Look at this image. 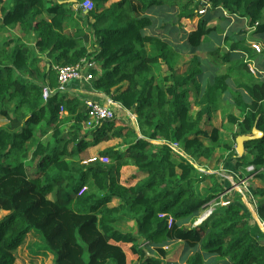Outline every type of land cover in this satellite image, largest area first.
Segmentation results:
<instances>
[{
    "label": "trees",
    "instance_id": "16d2710c",
    "mask_svg": "<svg viewBox=\"0 0 264 264\" xmlns=\"http://www.w3.org/2000/svg\"><path fill=\"white\" fill-rule=\"evenodd\" d=\"M0 1L9 2L8 8H1L0 29L19 27L22 38L34 41H0V210L8 212L0 218V264H13L15 252L32 232L54 254V264H131L133 260L161 264L158 257L148 255V247L164 255L159 245L170 241L183 242L187 264H264V232L258 224L264 222V187L253 190L257 219L232 192L230 204L218 206L196 227L193 222L204 205L225 187L215 175L208 177L210 187H203L207 175L192 164L210 160L221 148L218 163L234 159L236 167L252 164L255 178L264 183V77L246 62L254 50L232 38L235 23L244 18L254 33L264 37V0H90L94 4L90 11L74 8L84 0ZM108 1L112 4L98 12ZM205 4L228 14L208 25L199 13ZM165 7L172 11L171 23H165L170 18ZM179 24L189 33L183 47L177 45L181 54L170 55L165 36ZM150 27L156 29L146 33ZM221 34L228 50L207 49ZM186 52L192 54L187 70L175 73ZM45 55L57 65L95 63L91 85L136 115L142 137L131 127L123 134L116 119L102 121L81 135L86 111L77 99L59 98L53 67H38ZM199 56L206 57V65L216 71L204 86L196 77L201 73ZM155 64L171 75L157 79ZM230 80L242 91L234 98L240 116H227L231 140L224 141L220 128L209 122L214 113L224 114L221 96ZM44 88L54 89L46 99ZM193 91L199 107L194 115L189 111ZM67 124L69 136L64 139L62 126ZM253 127L263 136L245 142V151L238 156L236 137L250 134ZM88 135L94 143L123 138L127 147L124 151L107 147L100 151L107 161L96 158L84 163L81 160L89 157L83 151ZM151 140L175 142L188 158ZM78 154L80 160L67 161ZM123 167H133L145 177L133 173L123 181ZM113 198L119 204L108 207ZM124 217L134 222L136 236L114 227ZM137 241L147 242V247Z\"/></svg>",
    "mask_w": 264,
    "mask_h": 264
},
{
    "label": "rangeland",
    "instance_id": "374dc122",
    "mask_svg": "<svg viewBox=\"0 0 264 264\" xmlns=\"http://www.w3.org/2000/svg\"><path fill=\"white\" fill-rule=\"evenodd\" d=\"M79 16V15H78ZM72 20L77 22L73 16H72ZM82 23V22H81ZM191 23H193L191 21ZM210 23V22H209ZM243 30L241 32L243 33H239L238 30L239 28L235 29L234 32V36L232 38H234V42L240 44L243 41V37H247V39L249 40L248 44H250L252 47L251 49H254V54L256 53H262V51L264 50V46H262V42H260L261 46L257 43L258 41H260V39L257 38L256 34L252 33L253 31L250 32V30L248 28H242ZM251 29V28H250ZM253 29V28H252ZM71 31H74L73 29H71ZM189 30H186L185 28H183L182 25H178V26H173L171 28H169V32L172 34H168L165 36V38L168 40V43L170 44L169 47L166 49V51L172 55L173 53L177 54L181 51V49H179L177 45H181L182 42L185 40V35H187L189 32ZM6 39H11V37H7ZM5 39V40H6ZM15 39V38H13ZM23 41L32 44L33 43V39H27V38H21ZM258 44L259 45V49H256L254 46ZM220 47V49L227 51L228 47H227V43L226 40L222 41V40H215L212 39L209 44L207 45V49L210 47V49H213L214 47ZM88 50H92L93 48L91 46L88 47ZM192 58V54L184 57H181L180 60L178 61L176 67H175V73H184L187 70L188 65L190 64V60ZM246 58V62L252 64L250 67L252 72H256L257 69V64H260L259 62H255V58L253 56L250 57H245ZM199 61H201V65H199V68H201V73L199 75H197V82L201 85H204L206 82H208L210 80V78H212L216 71H214L212 69V67H208L207 64V58L206 57H201L199 56ZM249 64V65H250ZM154 70V76L157 77V79L162 78L164 75H171V73H162L161 72V67L159 65H154V67H152ZM221 72V71H220ZM228 90L223 93V95L221 96V109L224 112V114L220 117H217L220 129L222 130L221 134H222V140H231V133H230V128L231 125H229L228 121V115L230 113H232L235 116H240L239 113V108L237 107L238 105L234 102V98L237 97L238 93L241 94L242 91L241 89L237 88L236 85L234 84V82L232 80L228 81ZM189 102L191 105V109L190 114L194 115L195 113H197V111L199 110V107L196 103L195 100H197V96L195 95V91L191 92L189 94ZM241 109V106H239ZM242 112V109H241ZM219 119H221V121H219ZM63 132L65 129L68 130L67 125L62 126ZM229 134V135H228ZM162 144H175L173 142H165V141H161ZM178 146V145H177ZM219 150L221 151V148L215 149L214 152V157L213 159L210 161H204L203 164L210 166L211 168H214L216 166V164L219 161V154L217 156V153L219 152ZM235 151H236V142H235ZM176 154L181 158H188V156L186 155V153L181 149V147H177V151H175ZM220 153V152H219ZM238 155V154H237ZM71 161L73 160H79L76 156L72 157V159H70ZM103 161V159H101ZM82 161V160H81ZM85 163V162H84ZM213 163V165H212ZM192 164L197 168L198 166H200L201 164H199L198 162H192ZM224 162H222L221 166L219 168H217L216 170L213 169V171H215V176L219 179H221L223 181L222 185L223 187L226 185L227 187L225 188L224 191L226 190H231L233 189V193H236L237 195H239V202L243 204V206H245V208L248 210V203L249 201L254 202L253 204H256V202L258 201V199L254 198L253 195V190L254 188L257 186L255 184V180H257L252 172V167L254 168V166L252 164H246L243 166H239L236 167L235 161L233 160V167L231 169H228L227 167H223ZM205 173L207 172L204 171ZM206 180V179H205ZM210 183V182H209ZM204 183L202 182V186ZM225 184V185H224ZM211 185V184H210ZM208 189V188H207ZM224 193H222L221 195H223ZM220 195V196H221ZM218 197V196H216ZM230 197V196H229ZM232 197V196H231ZM230 197V198H231ZM49 198L53 199V195H49ZM224 198H227V196ZM229 198V204L232 202V200ZM214 199V198H213ZM212 199V200H213ZM228 205V204H226ZM221 206V205H218ZM218 206L215 208V210L218 208ZM214 210V211H215ZM250 211V210H248ZM8 212L0 210V218L3 217L5 214H7ZM101 215V211L98 212V216L100 217ZM169 222V221H168ZM115 228L117 230H119L120 232L123 233H132L136 236L135 234V228H134V222L130 219H127L126 217L121 218L119 221H117L114 224ZM194 226H199V225H194ZM143 241H137L136 243H138L139 245H145L142 244ZM167 243V242H166ZM163 243L162 245H159V247L161 249H163L165 251L164 255H162L160 252H158V250H154L155 254H157V257L159 260H162L161 264H183L184 262H180L179 258H177L176 260H172V261H168L167 260V251L164 249L165 244ZM178 244H175L174 247H177ZM16 253V261L13 264H54L55 261V256L54 254L49 251L46 246L44 245V243L41 241L40 236L36 233H33L27 236L26 242L17 249ZM170 257L172 258H176L177 255H173V252H171ZM188 258V257H187ZM186 261V260H185ZM134 260L131 261V264H133ZM187 264V263H184Z\"/></svg>",
    "mask_w": 264,
    "mask_h": 264
},
{
    "label": "crops",
    "instance_id": "0c3cea01",
    "mask_svg": "<svg viewBox=\"0 0 264 264\" xmlns=\"http://www.w3.org/2000/svg\"><path fill=\"white\" fill-rule=\"evenodd\" d=\"M2 1H4V0H2ZM58 1L60 3L63 2V0H58ZM111 4L112 3L110 1H108L106 3H102L99 6L98 12L100 10H102L104 7L110 6ZM8 6H9V2L8 1H4V2H1L0 1V24H1V20H2V11H1V8L2 7L8 8ZM74 8L76 9V6H74ZM163 11H164L165 16H166V13H168L169 16H170V18L168 20H165V23L167 21H169L171 23L172 22V18H171L172 11L169 10V9H167V7L163 8ZM227 14H228V12L226 10L217 9L215 11V10L211 9L210 7H207L205 9V11L203 12L202 15L209 20L208 21V25H216L217 23H219V20H220L219 16H226ZM193 21H195V20H193ZM231 21L232 22H236L235 21V17H231ZM89 22L90 23L93 22L92 18H89ZM79 24L80 25H83L81 23V21H79ZM235 25L237 26V27H235V29L239 28V30H238L239 33H243V32H241L243 30L242 28H248L250 30V32L253 31L252 33H254V29H252V27H249L248 26V20L246 18H244L242 20H238L235 23ZM84 29H85V32L87 34H91L89 32V27L88 26L84 25ZM155 29H156L155 27L154 28L153 27L146 28L145 32L146 33H151ZM254 34H256V33H254ZM22 36H23V34L21 33V30L19 29V27H16V28H13V29H6V28L5 29H0V41H4L7 37H11V38H22ZM224 36L225 35L221 34L219 37L212 38V39H215L217 41H219V40L224 41ZM256 36H257L258 39H260V41H258L257 43L261 46L260 42L263 41L262 42V46H264V37H261L260 34H256ZM243 38H244L243 39L244 44L246 46H248V47L251 48L252 46L250 44L246 43V42L249 41L247 39V37H243ZM233 40H234V38H233ZM89 41H90V43H93V44L95 43L94 39L92 38V35L89 36ZM183 42L181 44L182 47H183ZM32 44H34V41H33ZM258 44H256L254 47L256 49L260 50ZM95 47L97 48L96 45H95ZM182 47H180V49H182ZM185 50L187 51V49H185ZM252 50H254V49H252ZM254 51H251V56H253L255 58V62H259L260 63V64H257V69H260L259 72H260L261 76L264 77V71L262 69L264 67V50L262 51V53H256V54H254ZM236 52H237V55L238 56H241L242 55L241 52H239V51H236ZM179 53L181 54V51ZM188 55H190L188 52H186L184 54V56H187V57H188ZM38 57L42 58V55L38 53ZM246 57H250V56H246ZM51 59L52 58L49 57V56H47V55L43 56V60H42V62L39 63L38 67L41 70H46L50 66H52L53 69H54V67L57 64H55L54 62H52ZM251 65L252 64H250L249 67ZM207 66L210 68L209 65H207ZM161 72L162 73H165V71H164V69L162 67H161ZM91 82L92 81H84V80L79 81V80H76V79L70 80L69 82H67L66 85H64L63 87L57 89L59 91V98H64L65 100L77 99L78 100V106L82 110H85L84 109V100L86 98H92V99H94V100H96V101H98L100 103H103V104H107L108 101H111V103H112L111 107L114 108L115 114H116L115 125L116 126H121L123 128V134H125V132L127 131V129L131 127V128L134 129V131L137 134V136L139 138H141L142 135L139 132V127H138V123H137V120H136V115L134 113L130 112L129 110H126L125 108H123L122 105H120L118 102H115L108 94H105L103 92H100V91L95 90L93 88V86L91 85ZM204 85H202V86H204ZM53 92H54V89H51L49 93H53ZM62 113L64 115L66 112L63 111ZM220 114H219V112L214 113V115L210 118L209 124L212 125L213 127H219L220 128L219 123H218V120H217V117H220ZM221 116H222V114H221ZM219 121H221V119H219ZM1 123H3V121L0 120V124ZM67 127H70V124H67ZM90 129H92V127H87V126H85L83 124L82 125V129H81V135H84V133L89 132ZM221 132H222V130H221ZM63 135H64L63 136L64 139L68 138L69 134H68V130L67 129L64 130V134ZM85 139L88 142V146L83 151H85V153H87L89 157H88V160L87 159H83L82 160L83 162H87L89 160H94L96 158H99V159L103 158L102 156L100 157V151L104 150L107 147L114 146V147H116V149H119L120 151H124L125 148L127 147V145L123 141V138H112V139H109V140L100 141L98 143H94L93 142V136L92 135L86 136ZM150 142H152L155 145L162 144L161 141H156V140H151ZM72 148H73V144L71 143L70 146H68V152H70L72 150ZM216 149H218V148H216ZM219 152L217 153V156L219 154V158H220L221 155H222L221 154L222 153V150L221 151L219 150ZM213 157H214V154H213L212 158L210 159V161L213 159ZM80 158H81V155L78 154V159L80 160ZM70 159H72V158H70V157L67 158V161L70 162ZM233 160L234 159H228L224 163V165L222 166V168L225 166L228 169H231L233 167ZM203 162L204 161L201 162L202 164L200 166H198L197 169L200 170V171H202V172L206 171V169H207V172H208V173H206L207 178L203 182L204 183L203 185H204L205 188H209L210 187V183H209L210 181H209V178L208 177H210V175H215V171H213V169L216 170L217 168H219L221 166L222 163H217L214 168H211L210 166L203 164ZM212 165H213V163H212ZM137 172L138 171L135 170L133 167H129V168H124L123 167L122 180L123 181H126L131 174L137 173ZM137 175L139 176L140 179H142V178L145 177V174H139V173H137ZM220 181L223 183V181L221 179H220ZM130 182L131 183H135L136 180L135 179H132ZM255 184L257 186H259V187H264V183H262V181L259 180V179L255 180ZM224 187L226 188L227 186L225 185ZM118 204H119V200L117 198H113L107 204V206L108 207H114V206H117ZM252 204H253V202L252 201H249V203L247 205L249 207L248 210H250L253 213L254 218L257 219V217L255 215V212L253 210ZM188 223L189 222H186V224H188ZM175 244H178V246L177 247H174ZM146 247H147V245L145 244L144 245V248H146ZM164 247H165L164 249L168 253L167 260L169 262L172 261V260H176L177 258H179L180 262L186 263V261H185L186 259L184 260V254L182 253V252H184V244H183L182 241H170V242H167ZM148 250H149L148 255L152 254V255H154V256L157 257V254H155V252H154L155 248L153 246H149L148 247ZM171 252H173V255H177V257L176 258L170 257ZM209 258H212L213 259V257H209ZM133 264H141V263L138 260H134Z\"/></svg>",
    "mask_w": 264,
    "mask_h": 264
},
{
    "label": "built area",
    "instance_id": "2783aa9c",
    "mask_svg": "<svg viewBox=\"0 0 264 264\" xmlns=\"http://www.w3.org/2000/svg\"><path fill=\"white\" fill-rule=\"evenodd\" d=\"M208 6V4H205ZM76 6V9H81L83 11H90L94 9V4L90 0H84L83 2L74 4ZM204 10V9H203ZM203 10H200L199 13H203ZM95 63L87 62L86 60H82L81 63L75 64V65H56L54 67L55 72L57 73V82L59 88L63 87L67 84L70 80L76 79V80H84V81H92L94 78L92 73L90 72V69L95 67ZM48 91L47 88H44L43 90V97L46 99L48 97ZM112 103L111 101H108L107 104L100 103L92 98H86L84 100V108L87 115V120L83 123L87 127H95L102 121H110L116 118L115 110L111 107ZM64 111L63 106L60 107V113ZM166 142V141H165ZM175 143V142H173ZM171 149L175 152L177 151V143L174 145L168 144ZM176 153V152H175ZM103 161H107L106 157L101 158ZM252 170L254 176L256 175V172L254 171V168L252 167ZM84 187L80 194L85 190ZM233 192V189L224 191L223 195H218V197H215L213 200H210L208 203L204 205L203 210L201 213L196 217V219L193 222L194 225H200L205 221L210 215L214 212L215 208L218 205L226 206V204H229V196ZM224 196L227 198H224ZM254 203V202H253ZM168 223H172V219H168ZM259 227L264 232V222L258 221Z\"/></svg>",
    "mask_w": 264,
    "mask_h": 264
},
{
    "label": "water",
    "instance_id": "95a60500",
    "mask_svg": "<svg viewBox=\"0 0 264 264\" xmlns=\"http://www.w3.org/2000/svg\"><path fill=\"white\" fill-rule=\"evenodd\" d=\"M68 1L75 3L76 0H68ZM262 136H263V132L258 130L256 127H253L250 134L238 135L235 139V141H236V153L238 154V156L243 155V153L245 151V147H244L245 142L250 141V140H254V139H258Z\"/></svg>",
    "mask_w": 264,
    "mask_h": 264
},
{
    "label": "clouds",
    "instance_id": "9594fccd",
    "mask_svg": "<svg viewBox=\"0 0 264 264\" xmlns=\"http://www.w3.org/2000/svg\"><path fill=\"white\" fill-rule=\"evenodd\" d=\"M208 6H206V8H207ZM205 11V9L203 10V12Z\"/></svg>",
    "mask_w": 264,
    "mask_h": 264
}]
</instances>
